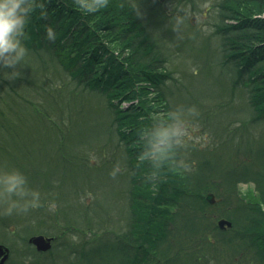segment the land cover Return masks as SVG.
<instances>
[{"label": "trees", "instance_id": "obj_1", "mask_svg": "<svg viewBox=\"0 0 264 264\" xmlns=\"http://www.w3.org/2000/svg\"><path fill=\"white\" fill-rule=\"evenodd\" d=\"M208 1L213 35L220 38L221 75H227L220 84L226 97L218 102L225 105L210 111L247 104L250 115L220 117L223 129L190 117L219 139L204 146L189 142L156 170L140 158L141 133L154 117L176 109L171 85L185 82L174 64L168 66L171 56L147 30L137 4L108 0L89 13L75 0H37L44 8L28 17L20 77L4 79L11 69H0V170L20 171L42 203L27 213L0 214V242L12 256L19 253L8 264H134L149 251L165 264H182L181 258L185 264H264V0ZM49 27L54 40L46 38ZM239 86L247 97L243 104L235 99ZM188 94L194 95L190 86ZM178 157L192 170L175 168ZM96 170L126 179L122 228L111 226L118 222L104 204L101 221H93L99 196L91 195V202L81 196L94 192ZM153 171L155 182L147 179ZM243 185L254 192H242ZM223 217L233 222L226 231L217 225ZM39 233L55 237L50 251L28 244ZM108 233L114 241L101 242Z\"/></svg>", "mask_w": 264, "mask_h": 264}, {"label": "rangeland", "instance_id": "obj_2", "mask_svg": "<svg viewBox=\"0 0 264 264\" xmlns=\"http://www.w3.org/2000/svg\"><path fill=\"white\" fill-rule=\"evenodd\" d=\"M132 1L138 5V13L147 30L155 39L158 38V42L163 50L171 56L168 66L173 67L172 64H174L178 71L175 75L185 82L182 86L179 84L171 85L172 99L176 101L174 108L183 107L187 109L194 106L198 112L196 117H201V119L207 118L216 129H223L220 117H223L222 120L224 121L237 116L248 119L250 114L247 104L244 105V109L236 107L228 113H226V110L219 111L216 109L217 111L215 110L212 113L210 111L216 105L224 107V103L219 105L218 102L226 97L225 92L221 91L222 86L220 84L221 79L227 77L226 74L221 75V72L224 71L223 57L220 48V38L216 34L213 35L214 27L209 21L211 15L208 10L210 1L200 0L198 3L191 0L182 2L180 0ZM205 3L209 5L207 8L200 7V5ZM180 9H184V11H180ZM178 14L183 18V23L179 26L176 21ZM197 16H199V22L197 21ZM189 86L193 90L194 95L188 94ZM241 90L242 88L239 86L235 99L237 103L243 104L247 101V97ZM231 97L229 95V98ZM190 130L193 136V140L190 143L194 145H209L212 141L219 139L213 133L211 127H204L199 120L195 123L190 121ZM112 153L113 151H111L110 156ZM103 155L104 153L97 155L92 160V163H96ZM99 173V170L95 171V175H97L93 180V190L95 193L87 190L81 196L85 202L92 201L91 195L99 196L97 200L99 204L98 208L92 211L93 221H101L99 207L104 204L109 209V214L114 216L118 222H114L111 226H115L117 229L122 228L123 223H120V221H123V218L128 216V199L120 192V189L126 186V179L117 173L115 174V178L109 173ZM69 176L71 178L73 176L77 177V172L69 173ZM242 192L253 193L254 186L243 185ZM88 196L89 198H87ZM69 198L72 199L73 196ZM103 219L108 218L106 215H103ZM89 236L87 238H91ZM115 238V234L108 233L101 242L108 240L113 242ZM78 240L80 241L79 238ZM18 255L19 253H14L13 256L11 255V258L18 257ZM159 256L150 251L147 253L143 252L139 254L137 262L134 264H165ZM181 263L185 264V258H181ZM187 264L194 263L189 262Z\"/></svg>", "mask_w": 264, "mask_h": 264}, {"label": "clouds", "instance_id": "obj_3", "mask_svg": "<svg viewBox=\"0 0 264 264\" xmlns=\"http://www.w3.org/2000/svg\"><path fill=\"white\" fill-rule=\"evenodd\" d=\"M75 4L89 13H94L100 8L106 7L108 0H75ZM207 3L200 5L207 8ZM138 10V5L135 6ZM43 9L42 3L37 0H0V69H11L4 72V79L14 80L20 77L19 69L23 67L28 51L22 43L25 36V27L29 15L36 9ZM184 11V9H180ZM177 25L183 23V18L176 17ZM199 22V16H197ZM47 39L54 40L55 34L52 28L47 30ZM198 115L195 107H178L168 114L154 117L156 121L151 129H145L141 133V140L145 142V151L141 159H147L156 170L162 168L170 159L171 154L187 149L189 142L193 140L190 130V117ZM198 142V141H197ZM175 168L183 171H191L192 166L186 158L178 157ZM115 172L112 173L115 178ZM158 178V172L153 171L147 177L153 182ZM27 178L18 170H0V214L11 215L27 213L29 209L42 206L40 193L30 189ZM264 207V205H262ZM57 205L50 203L48 210L55 212Z\"/></svg>", "mask_w": 264, "mask_h": 264}, {"label": "water", "instance_id": "obj_4", "mask_svg": "<svg viewBox=\"0 0 264 264\" xmlns=\"http://www.w3.org/2000/svg\"><path fill=\"white\" fill-rule=\"evenodd\" d=\"M206 198L211 204H214L216 201L215 195L213 193H209ZM218 226L220 227V229L226 230L228 229V227H232L233 223L226 218H221L218 220ZM54 239L55 238L52 236H46L44 234H35L29 237L28 242L29 244L33 245L37 251L47 252L52 249ZM10 255V248L5 244L0 243V264H7Z\"/></svg>", "mask_w": 264, "mask_h": 264}]
</instances>
